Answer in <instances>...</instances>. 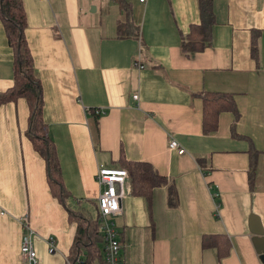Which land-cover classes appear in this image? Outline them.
<instances>
[{
    "label": "crops",
    "instance_id": "crops-1",
    "mask_svg": "<svg viewBox=\"0 0 264 264\" xmlns=\"http://www.w3.org/2000/svg\"><path fill=\"white\" fill-rule=\"evenodd\" d=\"M21 2L43 119L70 198L95 207L98 167L123 168L121 158L150 163L176 188L174 207L166 187L150 199H122L119 264H264L250 233L251 216L264 226V0H212L211 43L189 57L179 45L201 20L198 0ZM13 59L0 19V92L13 84ZM203 92L231 94L238 118L220 112L205 134ZM27 118L24 98L0 106V264H26V223L38 264H67L76 226L50 191ZM171 137L183 154L169 148ZM204 235L212 237L205 247ZM219 235L229 244L222 257L213 244Z\"/></svg>",
    "mask_w": 264,
    "mask_h": 264
},
{
    "label": "trees",
    "instance_id": "trees-1",
    "mask_svg": "<svg viewBox=\"0 0 264 264\" xmlns=\"http://www.w3.org/2000/svg\"><path fill=\"white\" fill-rule=\"evenodd\" d=\"M201 20L191 24L190 30L180 42V52L185 56L203 51L211 43V26L214 21L212 0H198ZM0 19L7 38V44L13 53V84L7 90L0 92V106L24 98L28 105V123L25 130L33 149L38 152L46 163V179L52 195L66 208L69 221L75 223V234L71 247L70 259L79 251L84 253L86 264H104L102 253V234L98 219L97 204L95 216L92 215L88 202L74 200L65 189L55 144L48 134V125L42 114V97L40 81L34 75V62L24 29L26 15L21 0H0ZM250 54L257 57V43L250 44ZM202 97V129L205 134L216 130L218 115L223 111H230L238 118V110L231 94L220 92H203ZM257 151H249L248 181L253 186L256 168ZM122 167L128 171L131 193L152 196L156 187L167 188V201L172 207L178 203V194L174 184L160 175L148 162L127 161L121 158ZM71 199L74 205H69ZM94 204V203H93ZM210 235H204L202 245L209 244ZM214 245L218 248V256L229 252V244L223 236H215Z\"/></svg>",
    "mask_w": 264,
    "mask_h": 264
},
{
    "label": "built area",
    "instance_id": "built-area-1",
    "mask_svg": "<svg viewBox=\"0 0 264 264\" xmlns=\"http://www.w3.org/2000/svg\"><path fill=\"white\" fill-rule=\"evenodd\" d=\"M144 3L147 0H139ZM134 100H138V94H134ZM99 115L104 114V110H96ZM170 149H175L179 154L185 152L178 141L171 137L168 141ZM96 182L99 185L97 197L98 219L102 234V253L104 264H119L121 242L116 227L115 218L122 214V199L130 192L128 171L121 167H98ZM27 233L23 236L20 244V253L26 264H38V254L34 246V232L25 224ZM47 251L54 253L56 247L52 237L46 239ZM67 264H86L83 253L80 251L73 258L66 259Z\"/></svg>",
    "mask_w": 264,
    "mask_h": 264
},
{
    "label": "water",
    "instance_id": "water-1",
    "mask_svg": "<svg viewBox=\"0 0 264 264\" xmlns=\"http://www.w3.org/2000/svg\"><path fill=\"white\" fill-rule=\"evenodd\" d=\"M250 233L254 247L264 262V226L256 216H251Z\"/></svg>",
    "mask_w": 264,
    "mask_h": 264
},
{
    "label": "rangeland",
    "instance_id": "rangeland-1",
    "mask_svg": "<svg viewBox=\"0 0 264 264\" xmlns=\"http://www.w3.org/2000/svg\"><path fill=\"white\" fill-rule=\"evenodd\" d=\"M91 9H92V6L89 8V10H91ZM88 207L90 208L92 215L95 216V214H96V208H94L93 206H89V205H88Z\"/></svg>",
    "mask_w": 264,
    "mask_h": 264
}]
</instances>
